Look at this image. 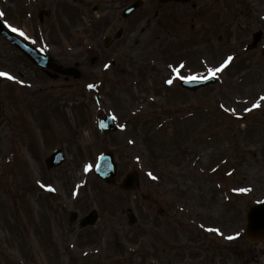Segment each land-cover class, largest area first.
Segmentation results:
<instances>
[{
  "label": "rangeland",
  "instance_id": "1",
  "mask_svg": "<svg viewBox=\"0 0 264 264\" xmlns=\"http://www.w3.org/2000/svg\"><path fill=\"white\" fill-rule=\"evenodd\" d=\"M133 1L0 0L8 21L82 74L44 71L0 36V61L17 78L1 89V264H264V243L244 232L249 207L264 200V57L248 49L251 32L264 29V0H149L122 18ZM51 4L58 14L43 28L52 49L35 32ZM230 56L217 82L180 84ZM105 113L119 124L107 135L97 125ZM55 148L66 159L49 167ZM104 150L115 154L117 182L139 171L136 189L95 175ZM93 208L96 225L80 228Z\"/></svg>",
  "mask_w": 264,
  "mask_h": 264
},
{
  "label": "water",
  "instance_id": "2",
  "mask_svg": "<svg viewBox=\"0 0 264 264\" xmlns=\"http://www.w3.org/2000/svg\"><path fill=\"white\" fill-rule=\"evenodd\" d=\"M187 1V0H185ZM143 3V0H137L129 10H134L135 8L139 7ZM129 11H126V13ZM4 33L13 41L15 42L19 47L22 48V50L29 55L36 63L45 65L48 63V66L54 67V63L50 61V57H47L38 51H36L32 46L27 45L24 42H21L20 40L16 39V36L13 35L12 33L5 32ZM260 36V32L258 33V37ZM47 59V60H46ZM67 72V71H66ZM208 80H196L194 82L187 81L184 84L188 88L197 89L199 86L205 85V83ZM108 122L109 123V128H104L103 132H106L108 130H112L115 128V125L111 121L110 118H102V121ZM49 163L53 165V161L49 160ZM96 172L102 177H104L106 180H113L116 172H117V165L113 160V156L111 153L109 154H103L102 157L100 158L98 167ZM137 173H131L129 177L126 179L125 183H123L122 187L125 189H131L133 188L136 183H137ZM248 226L246 230V234L250 240L253 241H261L264 239V202L263 203H258L254 206H252L248 212ZM97 219V213L96 211L91 212L89 215H87L83 220H82V226H85L87 224H93L95 220ZM132 221H134L132 217Z\"/></svg>",
  "mask_w": 264,
  "mask_h": 264
},
{
  "label": "snow or ice",
  "instance_id": "3",
  "mask_svg": "<svg viewBox=\"0 0 264 264\" xmlns=\"http://www.w3.org/2000/svg\"><path fill=\"white\" fill-rule=\"evenodd\" d=\"M0 15H3V12H2V11H0ZM14 30L19 31L18 29H14ZM22 34H23V33H22ZM232 59H233V57L230 56V57H228V60L225 61V63L222 64V65L220 66V68H218V69H210V72L212 73V75H216L217 72L222 71V70L224 69V67H226L227 64H228ZM0 76H9V77H10L11 79H13V80L17 79L15 76H11L9 73H6V72H0ZM200 78H201V79H207V77H200ZM168 83L171 84L172 81L169 80ZM260 100H264V97H261ZM259 106H260V101H257V102L253 105L254 108H255V107H259ZM233 111H234V110H233ZM150 175H151V173H150ZM241 191H247V189H242ZM215 231L218 232L219 229H215ZM232 238H233V237H229V239H232Z\"/></svg>",
  "mask_w": 264,
  "mask_h": 264
},
{
  "label": "flooded vegetation",
  "instance_id": "4",
  "mask_svg": "<svg viewBox=\"0 0 264 264\" xmlns=\"http://www.w3.org/2000/svg\"><path fill=\"white\" fill-rule=\"evenodd\" d=\"M0 66H1V64H0Z\"/></svg>",
  "mask_w": 264,
  "mask_h": 264
}]
</instances>
